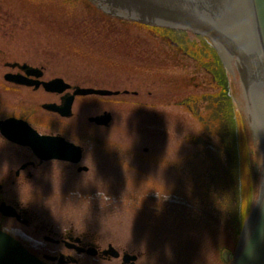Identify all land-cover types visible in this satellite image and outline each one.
I'll return each mask as SVG.
<instances>
[{"label": "rangeland", "instance_id": "1", "mask_svg": "<svg viewBox=\"0 0 264 264\" xmlns=\"http://www.w3.org/2000/svg\"><path fill=\"white\" fill-rule=\"evenodd\" d=\"M183 39L201 43L191 33ZM5 44L42 67L43 80L60 77L71 85L119 93L76 98L72 118L60 123L41 108L30 118L39 133H59L80 145L79 165L37 164L30 150L0 137L2 198L47 220L81 222L103 248L137 255L134 264H224L219 246L233 244L209 177L211 163L227 166L224 152H215L222 148L220 138L207 133L209 127L213 131L214 112L204 109L221 84L187 54L193 49L185 44L177 49L159 30L110 19L87 0H0V45ZM223 69L237 121L240 198L249 210L257 179L253 170L261 172L259 144L247 126L236 79ZM2 94H8V105L0 115H31L26 91L20 94L23 106L0 87ZM190 97L197 98L200 119L189 110ZM54 99L36 94L39 104ZM102 112L111 115L107 126L88 121ZM76 130L93 139H80ZM26 162L33 166L15 177ZM80 165L88 171L78 172ZM3 226L20 230L27 241L32 237V228L11 219ZM82 264L122 263L119 257Z\"/></svg>", "mask_w": 264, "mask_h": 264}, {"label": "water", "instance_id": "2", "mask_svg": "<svg viewBox=\"0 0 264 264\" xmlns=\"http://www.w3.org/2000/svg\"><path fill=\"white\" fill-rule=\"evenodd\" d=\"M109 17L150 26L180 29L207 38L223 66L235 77L247 126L258 141L260 176L253 170V204L242 223L234 251H222L226 264H264V0H87ZM28 68L27 66H25ZM32 70V69H31ZM34 76L41 77L39 69ZM32 74V73H31ZM26 83L24 78L15 80ZM40 83L48 92L62 93L70 86L60 78ZM28 83V82H27ZM35 87H38L36 86ZM119 92L74 87V92L61 97V106L43 104L44 110L71 116L75 95H117ZM107 126L110 114L104 112L89 118ZM0 134L7 140L27 146L40 161L50 159L78 163L81 149L60 136L40 135L18 119L0 121ZM86 170V167L78 169ZM259 177V178H258ZM4 215H13L0 208ZM113 258L118 253L109 246L104 254ZM136 255L124 253L122 264H134ZM0 264H44L31 255L18 241L0 230Z\"/></svg>", "mask_w": 264, "mask_h": 264}, {"label": "flooded vegetation", "instance_id": "3", "mask_svg": "<svg viewBox=\"0 0 264 264\" xmlns=\"http://www.w3.org/2000/svg\"><path fill=\"white\" fill-rule=\"evenodd\" d=\"M25 66H27L28 68H26ZM0 68L3 69L0 75L1 76L0 87L2 89H5V93H10L15 101H19V106L24 105L22 96H20V94H22L23 91H26L27 97L29 98V100H26L28 102V104L26 105V110L31 112V115L29 114V116L27 117H24L21 114H9V115L3 114L0 115V120L13 117V118L25 120L27 123L30 124L29 121L30 118L34 117L35 111L38 110L37 108H41V105L44 104V103L39 104V102L36 100V94L38 92L42 91L44 94L52 95L55 98L54 100L46 103L59 105L61 103V97L66 96V94L68 95L69 93H72L74 91L73 87L79 86L78 84H74V85L70 84L71 87L69 89H66L61 94L47 92L41 87V85L39 87H35V81H37V79L34 76V72H35L34 69H41L44 76L43 68L40 67L35 62H29L28 60H25L21 52L14 51L13 46L8 44L0 45ZM43 76L40 78L41 80H43L42 79ZM20 78L22 79V81L25 78L28 81L27 84L30 85H25L23 83H18L17 81H15ZM7 95L8 94H2L0 96V111L3 110V108L7 107L8 105V103L6 102ZM88 96H96L100 98L103 97L98 95L76 96L73 99L72 108L76 98L88 97ZM43 111L46 112L45 110ZM46 113L52 115L51 120L54 123L67 121L71 119L73 116L72 113V115L69 118H63L59 116L57 113H50V112H46ZM90 123L94 124L92 122ZM97 127H102V126H97ZM76 133H77L76 136H78L80 139H86L88 137L93 138V136H88L89 134L85 130H81V131L76 130ZM55 134L60 135L59 133H55ZM6 142L12 145H16L9 141ZM95 142H96L95 147L99 148L100 142L97 140ZM16 146L26 148L19 145ZM82 155H83V149H82ZM52 161H58V160H52ZM59 162H64L73 165L72 163L66 161H59ZM41 163L42 162L37 160V164H41ZM28 166H33V162H26L24 164H21L20 168L14 172L15 177H18L20 171L25 170ZM79 167L80 166H77V168ZM77 171L80 172L78 169ZM2 191H3V184L0 183V207L3 209H7V211L10 212V214L12 213L13 215L5 216L0 212V228L4 230L3 225L5 219H11L15 223L23 227L32 228V237L29 238L30 241L25 240L24 237L26 235H23V233L18 229L12 228L11 230L10 229L9 230L5 229V230H7L10 234H12L26 248V250L30 252L33 256H35L37 259L47 264H82V262L85 259L102 260V261L108 260L109 258L108 255L104 254V251L108 246L106 248H103L102 242H100L99 237L88 232V230L85 228L86 226L85 224L73 220L58 222L53 220H47L40 215H34L33 213H30L27 210V208L24 207L22 204L18 202L10 201L8 199H3L1 194ZM114 249L118 251L120 254L127 252V251H119L115 247Z\"/></svg>", "mask_w": 264, "mask_h": 264}, {"label": "trees", "instance_id": "4", "mask_svg": "<svg viewBox=\"0 0 264 264\" xmlns=\"http://www.w3.org/2000/svg\"><path fill=\"white\" fill-rule=\"evenodd\" d=\"M167 31L170 32L174 43H176L179 49L184 47V44L185 46H190V49H193V51H188L187 54L196 59L198 63L201 64V67H203L212 76L214 81H216L219 85L221 84V91L217 95L210 96L205 99L207 104L205 105L204 109L209 112H212L213 110L214 112L215 120L212 121L213 131L210 130L209 127L207 129V133L217 134V136L220 138L222 148L219 147L217 150H215V152H224L225 164L227 166V169H224V165L214 163V159H212V173L210 174L209 180L213 185V193L216 194V197L220 200V204L224 207V220L227 222V228L230 231L229 237L233 244L232 246L228 245L230 243H223L222 245L219 244L220 246L217 244V246L221 247L222 250L228 249L229 251H232L248 208L246 209V203L244 204V201H241V194L237 181V177L240 175L241 171V164L239 161L240 159L235 135L237 121L235 118V112L233 110L234 104L231 98L226 96L228 90V80L216 52L202 39L200 40L201 43L197 45L194 42H188L187 40H184V32L171 30ZM178 36L180 38H178ZM204 60H206V62ZM211 97L213 99H210ZM187 101L192 104V107H189L190 112L196 114L194 107L198 103L197 98L190 97ZM199 114L200 113H197L196 115L199 116ZM200 118L201 115L198 117V119ZM228 133L229 135H227ZM190 141L197 143L198 140H195L193 137H191ZM206 154L211 156L209 151H207ZM226 237H228L227 234ZM216 243H218V241Z\"/></svg>", "mask_w": 264, "mask_h": 264}]
</instances>
